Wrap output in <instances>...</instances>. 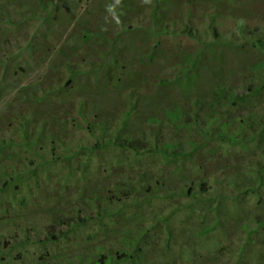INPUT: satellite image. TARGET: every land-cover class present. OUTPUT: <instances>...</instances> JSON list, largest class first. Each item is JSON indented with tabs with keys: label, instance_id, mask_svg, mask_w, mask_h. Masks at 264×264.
Segmentation results:
<instances>
[{
	"label": "rangeland",
	"instance_id": "1",
	"mask_svg": "<svg viewBox=\"0 0 264 264\" xmlns=\"http://www.w3.org/2000/svg\"><path fill=\"white\" fill-rule=\"evenodd\" d=\"M0 264H264V0H0Z\"/></svg>",
	"mask_w": 264,
	"mask_h": 264
},
{
	"label": "clouds",
	"instance_id": "2",
	"mask_svg": "<svg viewBox=\"0 0 264 264\" xmlns=\"http://www.w3.org/2000/svg\"><path fill=\"white\" fill-rule=\"evenodd\" d=\"M119 2V0H117V3ZM145 2H147V0H145ZM108 10L111 12L112 11V7L109 6Z\"/></svg>",
	"mask_w": 264,
	"mask_h": 264
},
{
	"label": "trees",
	"instance_id": "3",
	"mask_svg": "<svg viewBox=\"0 0 264 264\" xmlns=\"http://www.w3.org/2000/svg\"><path fill=\"white\" fill-rule=\"evenodd\" d=\"M129 142V141H128ZM126 144H129L130 146H133L132 144H133V142L132 141H130V143H126Z\"/></svg>",
	"mask_w": 264,
	"mask_h": 264
}]
</instances>
